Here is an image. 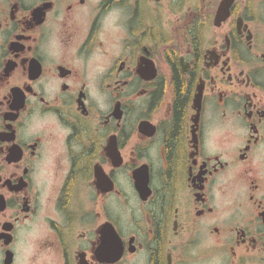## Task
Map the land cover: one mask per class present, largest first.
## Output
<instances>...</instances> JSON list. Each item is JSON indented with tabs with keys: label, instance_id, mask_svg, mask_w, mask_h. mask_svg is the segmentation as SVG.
<instances>
[{
	"label": "flooded vegetation",
	"instance_id": "af4514ba",
	"mask_svg": "<svg viewBox=\"0 0 264 264\" xmlns=\"http://www.w3.org/2000/svg\"><path fill=\"white\" fill-rule=\"evenodd\" d=\"M0 264H264V0H0Z\"/></svg>",
	"mask_w": 264,
	"mask_h": 264
},
{
	"label": "trees",
	"instance_id": "16d2710c",
	"mask_svg": "<svg viewBox=\"0 0 264 264\" xmlns=\"http://www.w3.org/2000/svg\"><path fill=\"white\" fill-rule=\"evenodd\" d=\"M180 88L179 87H177V91L179 90ZM180 94V93H179Z\"/></svg>",
	"mask_w": 264,
	"mask_h": 264
}]
</instances>
